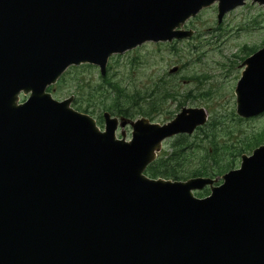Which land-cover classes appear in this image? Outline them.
<instances>
[{
	"label": "water",
	"instance_id": "obj_1",
	"mask_svg": "<svg viewBox=\"0 0 264 264\" xmlns=\"http://www.w3.org/2000/svg\"><path fill=\"white\" fill-rule=\"evenodd\" d=\"M245 1L0 0V264H264V143L219 177L149 178L161 143L203 125L204 109L161 124L104 111L99 129L46 90L71 66L102 77L110 56L190 38L201 9L215 4L218 23ZM241 66L234 114L255 117L264 45Z\"/></svg>",
	"mask_w": 264,
	"mask_h": 264
},
{
	"label": "rangeland",
	"instance_id": "obj_2",
	"mask_svg": "<svg viewBox=\"0 0 264 264\" xmlns=\"http://www.w3.org/2000/svg\"><path fill=\"white\" fill-rule=\"evenodd\" d=\"M215 10L214 8H209L201 11L198 16L192 20L193 27L196 34V37L206 38V45L200 46L198 51L207 52L205 57L206 65L205 69H208L207 73L214 77L219 83L224 77V72L228 66L236 63V58H230V61L226 59L231 54H240L242 56L243 52L239 49L242 47L248 48H258L262 42H264V13H262V8L257 6L254 3H251L250 0H246L242 7H238L231 11L226 17H224L222 24V32L214 31L215 25ZM248 19V20H246ZM250 24H252L250 26ZM220 25V26H221ZM210 28L211 33L206 34L205 31ZM237 30H239L237 32ZM191 41L185 42L180 41L177 48V53L183 55L184 52H191L190 47L187 46ZM204 43V42H203ZM221 54L218 56L217 54ZM166 45H161L159 43L146 42L140 46L126 51L119 55H112L108 58L106 63V72L112 81L117 82L121 87L125 88L128 92L132 93L134 90L139 91L140 95L143 92H147L149 88H152V84L157 82L158 78H164L171 81L175 84V91L179 92L183 89V86L186 88L187 84L182 83L179 79L180 74H173L172 78L168 77V70L172 67H178L181 62H176L177 57L174 56ZM189 57L184 56L182 62L187 61ZM181 61V60H179ZM222 64V66L220 65ZM191 69L200 70L199 66H193L191 64ZM235 75L234 70L228 73V77ZM98 70L95 66L91 65H79L71 66L67 68L63 74L62 81L59 82V79L55 84L50 86L57 90L61 95L60 97H54L55 100H62L68 96L74 97V93L78 95V99L81 102V106L84 107L86 103L92 105H98L105 94L110 92V90L104 86L102 92L92 93L91 90L94 86H97L100 83ZM24 99V97H20ZM166 102V101H165ZM163 103L162 108L163 112L159 115H156L152 118V122H164L176 113L175 103ZM73 108V107H72ZM74 109V108H73ZM209 113L208 116L211 117L222 111L223 116L228 119L233 112V109H206ZM103 111L96 109L93 114H88L93 119H95L99 129L102 128V120L100 123H97V116L101 115ZM102 119V118H101ZM264 124V115L258 116L254 119H250L241 125H230L237 130H242L241 136H238V133H231L228 138L224 136V139L228 141L233 140H242L244 136L243 133H248L243 128H247L252 125V128L255 130L261 125ZM125 139L129 138V128H125ZM119 130L116 131V136L118 137ZM167 143H163V149L168 151ZM167 147V148H166ZM209 145L205 142L201 149L197 150L194 156L200 157L204 155V150L207 151ZM209 154V153H208ZM230 154L218 155V159L221 157L229 156ZM193 156V157H194ZM186 161L190 163L183 167V171L186 177H188L193 170H195L199 163L192 159L191 157H186ZM236 160V161H235ZM238 158L234 159L232 166L238 165Z\"/></svg>",
	"mask_w": 264,
	"mask_h": 264
},
{
	"label": "flooded vegetation",
	"instance_id": "obj_3",
	"mask_svg": "<svg viewBox=\"0 0 264 264\" xmlns=\"http://www.w3.org/2000/svg\"><path fill=\"white\" fill-rule=\"evenodd\" d=\"M254 4H256V3H254ZM257 6H259V5H257ZM212 7L215 10V15H214L215 17L214 18H215L216 27L214 28V31H219V33H220V32H222V25H221L222 23L221 22H223L224 17H226L234 9H236L238 7L239 8L242 7V5L237 6L233 9H231L230 11H227L226 13H224L221 16L220 21L217 23L216 5L213 4L207 8L201 9L193 18L188 19L185 22L183 29L184 30L190 29L194 33L195 29L193 27L192 20H194L198 16V14L201 13V11H203L205 9L212 8ZM259 7H261V6H259ZM262 13H264L263 8H262ZM246 20H248V19H246ZM251 25L252 24H250V26ZM210 31H211V29L208 28L205 31V35L206 34H213ZM238 31L239 30H237V32ZM196 36H198V35L196 34L195 36L193 35L190 38L179 40V41L172 40L169 43L158 42L161 45L162 44L166 45L167 48L173 54H175L174 56L177 57V61H176L177 63L181 62V64H179L178 67H172L171 69L168 70V72H167L168 75H166L167 78L168 77L172 78L173 77L172 75L177 73V72L179 74L182 73V74H180L181 76H179V79L182 83L187 84L186 88L183 86V89L180 90L179 92H177V91H175V84L171 83V81H169L168 79H164V78H158L157 82L152 84V89L155 90V92H158V91L165 89L167 91V93L170 94V96L167 97V100L165 103H167V104L175 103L176 113H174V115L172 117H170L168 120H166L164 122H167L170 119H172L177 113H179L181 108H191V109L202 108V109H204L205 113H206V121L203 125L195 127L190 134H177V135L171 137L170 139L163 141L161 143L160 151L164 150L163 149V143H167V142H168V144H167L168 150L172 149V147H169L170 143L175 138H177L179 136L186 138L187 140H190V141L193 140V143L191 144V146L199 145L202 147L203 143H205V142L207 143V139L210 137L208 135L209 130L207 128V125H209L210 122L215 124L216 126L217 125H219V126L229 125V124L234 125V126H237V125L242 126L245 122L249 121L250 119H254L258 116L264 115V112H263V113L255 116V117H250V118H240V117L236 116L234 114L235 98H234V93H233L236 82L239 79L240 73L243 69V67L241 66L243 61L246 58H248L249 56H251L253 54V52L258 50L261 46H263L264 42H262V44L253 51H251L253 48H248L245 46L242 47L241 49H239V51L241 50L243 52L242 56L240 54H231L228 57H226V59L228 61H230V58H233V59L236 58V63H234L233 66H232V64L230 66H228L224 72V77H221L222 78L221 82H225V81L226 82L225 83H219L214 77H212L211 75H209L207 73L208 69L204 70V67L206 65L205 57L207 56L208 53L204 52V51H198L200 46L206 45L207 40H206V38L196 37ZM180 41H185V42L191 41V43L187 44V46L190 47L191 52H184L183 55L178 54L176 46L178 45V43ZM174 50H175V52H174ZM217 55L220 56L221 54L218 53ZM184 56H187L189 58L187 59V61L182 62V59H184ZM179 60H181V61H179ZM191 64H193V66H199L200 70L191 69ZM220 65L222 66V64H220ZM172 69H175V71L171 72ZM232 69L234 70L235 75L230 78L227 75L229 72L232 71ZM210 108L211 109H213V108L214 109L231 108V109H233V112H232L233 116L230 115V117L228 119H226V117L223 116V114L221 113L222 111L221 112L218 111L217 114L209 117L208 116L209 113L206 111V109H210ZM160 110H161L160 111V114H161L163 112L162 106L160 107ZM164 122H161V123H164ZM154 123H158V122H154ZM161 123H159V124H161ZM125 128H128V127H125ZM243 129L248 132V133H243L244 136H247V139H245L244 136H242L243 137L242 140H240V139L233 140V141L230 140L227 142V139H225L223 142L226 145H229L228 147H230V149L232 151H239L240 152L239 156H238V160H239L241 155H248L253 148L264 143V124L261 125V127L257 128L256 130L254 128H252V125L247 127V128H243ZM241 134H242V130H238V136H241ZM261 138H262V141L258 143V141H260ZM254 143H257V144L255 146H251ZM201 147H200V149H201ZM249 147H252V148L250 150H247ZM216 148H217L216 151H217L218 155L224 154V153H222L221 138L218 141L216 140ZM207 151L209 154H211L212 151H211L210 145H209ZM187 155H190V154H187ZM238 163H239V161H238ZM237 166L235 165L231 169H234ZM231 169H229V170H231ZM219 176H215V177H219ZM215 177H212V178H215ZM218 184H219V181L213 185L216 186ZM208 193H209L208 188L203 187L199 191H194L193 195L197 198H203V197L207 196Z\"/></svg>",
	"mask_w": 264,
	"mask_h": 264
},
{
	"label": "trees",
	"instance_id": "obj_4",
	"mask_svg": "<svg viewBox=\"0 0 264 264\" xmlns=\"http://www.w3.org/2000/svg\"><path fill=\"white\" fill-rule=\"evenodd\" d=\"M255 49L256 48H253L251 51ZM98 77L100 83L97 86H94L91 92L101 93L103 87L106 86L110 92L105 94L103 100L96 106L86 103L85 106L82 107L78 95L74 93L71 107L79 112L90 115L93 114L96 109H99L116 117L126 119L145 117L149 121H152L154 116L160 114V107L167 100V97L170 96L165 89L155 92L151 87L147 92H143L142 95H140V92L137 90H134L132 93H127L128 91L121 87L117 82L112 81L107 73L102 77ZM61 81L62 77L59 79V82ZM46 90L54 97H60L61 95L53 87H48ZM97 120V123L101 122V115L97 116ZM207 128L209 130L208 135L210 136L207 139V143L211 146V154H208V151L204 150V155L197 158V156H194L193 154L200 149L201 146H191L193 140L190 141L179 136L170 143L169 147H172V149L167 152L166 150H161L157 154L155 160L145 168L144 174L149 178L160 177L171 180H184L189 177L212 178L233 168L232 163L234 159L238 158L240 152L232 151L230 147H228L229 145H226L223 142L225 140L224 136L228 138L231 133H238V130L229 125L216 126L211 122L207 125ZM220 138L222 153L230 155L218 159L216 140L218 141ZM244 138L247 139V136H244ZM261 141L262 138L258 143ZM256 144L257 143H254L251 146H255ZM251 148L252 147H249L247 150H250ZM186 153L190 155H187ZM186 157H191L199 163V166L193 170L188 177L185 176L183 171V167L190 163L185 160Z\"/></svg>",
	"mask_w": 264,
	"mask_h": 264
}]
</instances>
